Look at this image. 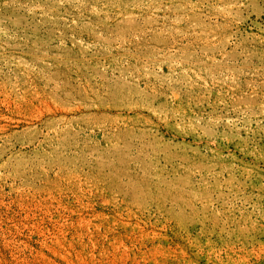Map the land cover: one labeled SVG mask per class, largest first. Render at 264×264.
Wrapping results in <instances>:
<instances>
[{"label": "rangeland", "instance_id": "obj_1", "mask_svg": "<svg viewBox=\"0 0 264 264\" xmlns=\"http://www.w3.org/2000/svg\"><path fill=\"white\" fill-rule=\"evenodd\" d=\"M0 264H264V0H0Z\"/></svg>", "mask_w": 264, "mask_h": 264}]
</instances>
